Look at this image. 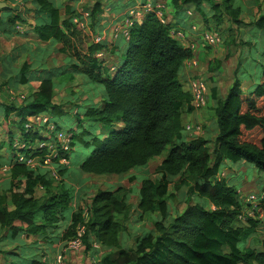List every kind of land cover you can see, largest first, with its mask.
I'll return each instance as SVG.
<instances>
[{"label": "trees", "instance_id": "1", "mask_svg": "<svg viewBox=\"0 0 264 264\" xmlns=\"http://www.w3.org/2000/svg\"><path fill=\"white\" fill-rule=\"evenodd\" d=\"M34 1V35L44 43L62 44V51L76 60L74 69L89 83L104 89L105 98L100 105L87 106L80 115L77 102L55 104L56 85L52 79H44L25 107L18 103L4 105L5 116H13V123H7L14 131L1 130L0 121V132H6L9 139L6 145L10 155L6 161L0 142V168L12 164L9 195H0V230L12 242L23 234L46 237L51 242L69 241L74 236L81 213L75 212L74 189L65 182L70 167L58 168L64 180L55 183L45 171L12 163L15 140L34 142L41 138L38 133L26 132L28 117L48 112L55 120L69 116L74 109L77 127L72 131L73 150L68 158L72 164L71 155L77 148L91 151L80 165L83 174L121 176L167 153L157 170L159 177L144 179L139 190V218L158 213L160 219L155 221L153 233L136 238L134 245L125 247L123 243L132 216V188L99 190L87 203L86 251L99 253L92 245L98 242L106 252L97 264H264V250L255 245V236L264 229L263 221L239 223L242 203L238 189L226 179H218L227 162L251 164L264 172V14L249 24L262 33L263 48L256 53L261 62L254 58L261 72L254 77L248 73L253 84L247 91L242 79H234L216 108L215 137L188 139L183 118L192 111L191 98L183 89L180 74L193 54L171 38L169 31L176 25L171 21L163 25L150 14L131 30L128 41L120 38L115 44H89L83 30L72 21L74 7L58 4V0ZM163 1L170 3L176 16L186 8L200 9L210 3L217 26L223 23L224 15L238 29L244 24L242 8L234 5L236 0ZM103 2L95 0L88 9L92 28L98 34L101 32L94 26L99 27L103 20ZM23 22L20 15L9 18L14 29ZM100 52L115 60L98 58ZM24 110L28 113L18 118ZM45 154L46 150H39L31 157ZM186 181L192 183L194 199L186 197V209L172 216L170 203L186 187ZM39 185L44 187L41 195L37 194ZM9 198L11 208L7 205ZM3 253L0 248V255ZM42 256L35 255L29 264H43Z\"/></svg>", "mask_w": 264, "mask_h": 264}, {"label": "crops", "instance_id": "2", "mask_svg": "<svg viewBox=\"0 0 264 264\" xmlns=\"http://www.w3.org/2000/svg\"><path fill=\"white\" fill-rule=\"evenodd\" d=\"M31 1L34 8H36L35 1L34 0ZM138 1L142 2L141 0ZM110 2H111L110 0H104L103 5L104 3L109 5ZM125 2L123 4H126ZM15 6L16 4H13L11 6L7 5V7L10 9L16 8ZM122 8H124V6H119L118 8H116L115 11L113 10L111 13H109L108 17H103V20L100 23V26L103 27L99 28L101 33H103V31L104 33L106 32L104 28L110 27V25L106 27L107 24H109L110 22L112 23L115 17L121 13ZM16 9H14V11L11 10L9 13L2 12L1 11L2 9H0V79H2V81L4 82L9 81L10 85L17 86L18 90H20V86H23L22 88L26 89L25 91H29L30 89H32L34 93L38 91L42 80L52 79L56 85L55 96L58 95L60 96L58 98L62 99V101L60 102H58V100H56L55 102L54 99L55 104L65 105L71 98L73 99L74 97L79 96L80 101L77 102L79 105L81 103L83 104L87 103V106H96L98 104L100 105L101 101H103V99L105 98L104 89H99L96 87V85L89 83L84 76H82L79 72H77L74 69L76 60L71 58L69 55H67L62 51L63 48L62 44L54 43V42L44 43L34 35V33L32 32L35 26L34 14L31 21L30 18L26 15V10L21 11L22 10L21 8L17 10ZM104 10H105V6H104ZM185 10H186L184 12L185 15H187V11H192L194 13L193 19H196L197 21H203L202 14L205 12H202L195 7L186 8ZM168 12H169L168 15L170 21L174 25H179L180 20L176 18L177 17L176 11L173 9L171 5H170V10ZM17 15H20L22 17V19L24 20L22 24L27 27L25 29V33L23 34L16 33L14 27L9 23V18ZM107 21L108 23L105 24ZM250 23L244 22V24H242L241 29H238L235 26L232 27L238 30L240 33H242L241 40L243 42H252L250 45L249 44L246 46L241 45L239 51L237 52L238 56L241 58L238 60V62H236L237 65L238 64L242 65L241 68H243V73H246V76L244 77V79H242L243 83H245L246 80L251 83L248 86V88L253 84L249 74L252 75V77H254L256 74L258 75L261 72L254 63V58L257 59L259 62H261L259 55L257 54L255 55V57L252 56V49L255 47L256 41L252 36V30H254V27L249 25ZM185 28L188 29L189 24L185 26ZM105 34L108 33L106 32ZM189 36L190 37L188 40L180 44L183 48L186 49L193 42L198 44L202 43L197 34H190ZM261 50L259 49L258 52H260ZM217 52H218V48H208L201 45L197 52V56H199V60H200V65H199L200 68L199 69L196 68L195 70L184 68L183 72L180 74V81L184 86L186 85L185 91H188V81L191 78H199L204 76L209 80L210 93H209L208 107L199 113H195L192 110L189 114H186L183 118L184 126L188 123L191 124L197 122L202 123L205 126V130L201 137H205L206 139H212L213 137H215L216 108L219 105L218 104L219 101H222L226 98L228 91L234 82V79L237 77L233 74L234 75V76L232 75L233 79L230 82V80L228 79L229 71H225V69L218 70L219 71L218 74L211 73V70H213L214 67L218 63H220V61H222L220 57H224L223 52L219 54V57L217 55ZM104 54L105 56L102 58H111V59L114 58V56H110L107 53ZM228 65L230 66L229 63ZM226 79H227L226 89H223L222 88L223 81ZM244 91L246 90L244 89ZM73 92H76V94L78 95H76ZM9 104L10 103H8L7 101H3V99H0V121L2 123L10 122L12 119L11 117H13L11 116L7 118L5 116L4 105H9ZM9 129L14 131V129H12L10 126ZM1 133L2 132H0V135ZM2 150L3 152L5 151L7 152L8 146L3 145L2 143ZM165 157L166 156L153 159L149 164L145 166V168H148L149 165L152 162H154V160H156V162H158V166L156 169L158 170ZM83 160L81 161V163L83 162ZM81 163H79L77 166L71 164L70 169L67 171L66 180H65V182L73 185L76 188L74 194L75 197L74 204H73L74 210L76 207H78V204L83 203V201L86 200V198L88 199L90 198V200L87 201L89 203L93 198V196L99 190L110 191V188H113V190L119 187L130 188V185H132L130 184L131 183L130 181L134 178L133 177L134 175L130 173L131 171L127 174L121 175L124 176V178L126 179L118 183V181L114 179L116 177L120 178V176L118 175L96 176V175L83 174L80 170ZM245 165L246 163H241V166L244 167ZM157 170L154 173L156 178L159 177ZM92 176L95 178H101V179L104 178L105 180L106 179L107 180L105 181L103 179L104 180L102 183L103 185L102 184L100 185V183H92L91 182ZM133 184H134V180H133ZM102 186H104L105 189H102ZM37 194L41 195L39 192ZM133 196L134 195L131 196L132 200L134 198ZM82 197H86V198H82ZM138 203H139V196H138ZM138 203H137V209H138ZM9 207L11 208V203ZM210 208L213 209L212 206H210ZM133 214H134V205L132 207V216ZM132 216L130 217V222L133 219ZM123 240L125 247H129L128 246L129 241L124 239V237ZM65 244L66 241L64 242L61 240H57V241L54 240L51 242V240L49 241V238L46 237H41V236L28 237L24 234L20 235L15 242H12L9 239V236H7V234L4 233V230H0V248L4 252L3 254L0 255V264H22V262L23 264H29L31 258L38 254L41 255L43 254L41 260L43 264L54 263L56 257L59 254L63 255L65 264H92L93 262H98L101 259L102 255L106 253L104 250L102 251V249H99L98 250L99 253L96 252L95 250H92V251H86L87 253L75 254L67 250Z\"/></svg>", "mask_w": 264, "mask_h": 264}, {"label": "built area", "instance_id": "3", "mask_svg": "<svg viewBox=\"0 0 264 264\" xmlns=\"http://www.w3.org/2000/svg\"><path fill=\"white\" fill-rule=\"evenodd\" d=\"M73 23L83 30L88 38L89 44H101L104 41H109V44H115L120 38L128 41L130 39L131 30L140 24L148 15L153 14L163 25L170 23L168 16V4L163 0H149L146 2L132 3L126 6L119 15L112 21L108 34L96 33L92 28L91 12L88 9H82L78 6L74 8ZM187 16L190 19L189 28L180 27L179 25L171 27L169 34L171 38L179 43L189 39L190 34H197L201 40V44L193 42L186 49L192 52V57L187 59L184 65L186 69H196L199 64L198 49L201 45L208 48H218L223 44V36L220 30L205 29L199 24V21L193 19L194 13L187 11ZM17 33H25L24 26L18 23L15 27ZM104 52L97 54L98 58L104 57ZM114 70V69H113ZM188 92L191 98V108L193 112L199 113L208 107L209 87L205 80L200 78H191L188 81ZM14 95V94H13ZM13 101L26 100L25 95L20 97H12ZM77 114V111L74 112ZM202 123H188L184 126V132L188 139H197L204 133ZM25 130L27 133H38L41 138L34 142H25L17 139L13 143L15 154L12 156V163L24 164L32 170H42L49 174L50 179L55 183L64 180L60 175L58 168H68L71 166V161L68 156L71 154L72 148V132L58 129L53 116L46 112L30 116L25 121ZM46 150V154L41 157H31L33 152ZM12 164H4L0 171L2 173H10ZM218 179H226L224 171L218 175ZM38 192H43L44 187L39 185ZM242 189H238V194L241 199L242 209L239 214V223H246L248 220H258L264 223V190L252 192L243 196ZM75 198V197H74ZM75 207V205H74ZM263 210V211H262ZM76 212L81 213V219L76 225L75 234L69 241H66L65 247L70 252L75 254L85 253L87 248L85 245V237L88 231V220L90 208L83 203L78 204L75 208ZM93 249H101L98 242H94ZM93 262L92 264H97ZM52 264H65L63 255L59 254Z\"/></svg>", "mask_w": 264, "mask_h": 264}, {"label": "rangeland", "instance_id": "4", "mask_svg": "<svg viewBox=\"0 0 264 264\" xmlns=\"http://www.w3.org/2000/svg\"><path fill=\"white\" fill-rule=\"evenodd\" d=\"M110 1L111 2L109 3V5L104 3V6H105L104 14H102L100 18L108 17V14L111 13L113 10L115 11L116 8H118L119 6H124V8H125L126 6H129L130 4H132L128 0H110ZM60 2L63 4H66V5L72 6L74 8L76 6H78L82 9H89V10L92 9L93 4H94V0H58L57 3H60ZM124 2L126 4H123ZM0 4H7L8 6L16 4L15 7L17 9L21 8L22 9L21 11L26 10V15L32 21L35 8L32 5L31 0H0ZM167 4H168V11H169L170 10V3H167ZM234 5L236 7L242 8L243 13H242L241 18L245 23H250V22L256 20L262 13H264V0H236ZM16 8H14V9H16ZM191 8H194V7H191ZM199 10L202 12H205L203 14L201 13L203 16V21H199V24L202 25L203 27H205V29L220 30L222 33V36H223V44L220 47H218L217 55L219 57V54H221L223 52L224 57H220V59H222V61H224V62L219 60L220 63H218L214 67V69L211 70V73L218 74L219 73L218 70H220V69L224 70L225 69V71H229L228 72V79L230 80V82L233 79L234 75L239 77L240 79H244V77L246 76V73H243V68H241L242 65L241 64L237 65V63H236L241 58L238 56L237 52L239 51V49L241 47L240 42H242V40H241L242 33H240L235 28H232L233 31L229 32V29L233 25H232V23H230L229 17L227 15H224L223 23L221 25L217 26L216 22L212 19V16L214 15V11H213L212 5L210 3H205ZM176 18L180 20L179 21L180 27L184 28L185 26H187L189 24V17L187 15H185L184 12H180ZM107 23H108V21L105 24H107ZM109 25H111V22L109 24H107L106 27H108ZM100 27H103V26L99 25V27H98V24L96 26H94V28H96V30L97 29L99 30ZM26 28L27 27L24 26V29H26ZM104 29L107 33L110 32L109 28H104ZM252 36H253L254 40L256 41L255 47L252 49V53H254L256 55V53L259 51V49L261 50V48H263L262 33L254 28V30H252ZM86 39H88V38H86ZM85 42L88 43V40ZM179 44H181V43H179ZM40 59H41V57H40ZM113 60H115V58H113ZM228 63L230 64V66L228 65ZM262 63H264V62H262ZM197 68L199 69L200 67L198 66ZM251 71H252V69H251ZM199 78L205 80L208 84V87L210 86L209 80L206 77L203 76V77H199ZM226 81H227V79L223 81V85H222L223 89H226ZM250 84L251 83L247 80L244 83V89L246 91L250 88V87L248 88V86ZM22 87L23 86H20V90H18L17 86L10 85L9 81L4 82V81H2V79H0V99H3V101H7L10 104L18 103L22 107H25L28 104V102L32 100V97L35 95V93L32 89H30L29 91H25L26 89H24ZM96 87L99 89H102L100 86H96ZM185 88H186V85L185 86L183 85L184 90H185ZM209 91H210V89H209ZM73 93L76 94V92H73ZM20 95L26 96V100L24 102L12 100V97H15V96L20 97ZM76 95H78V94H76ZM58 97H60V96H58V95L55 96V102H56V100H58V102L62 101V99L58 98ZM70 98H71V96H70ZM78 101H80L79 96L74 97L73 99L71 98L67 102V104H69V105L73 104L74 105ZM86 107H87V103H84V104L81 103L80 106L77 108L78 114L82 115L84 113V110ZM27 113H28L27 110H24V112H22V113H18V115H19L18 118H22ZM76 116L77 115L74 113V109H73L70 112L69 116H62V117L56 118L55 120L59 123V125L61 126V128L64 131H67V132L71 131L72 132L77 127V119H75ZM11 122L13 123V121H11ZM209 122H210V120H209ZM7 124L8 123H3L1 130H3L5 128L4 131H7V129L9 128V125H7ZM203 130H205V126H203ZM8 140L9 139H8V136L6 135V132H2L0 135V142H2L3 145L6 146V144L8 143ZM90 152H91L90 150L81 151L79 148L75 149V151H73V153L71 155L72 156V164L74 166H77L79 163H81V161L83 159H85L86 157L89 156ZM80 153L82 154L81 156L78 155ZM3 155H4V159L7 161L9 156H10L9 152L5 151V152H3ZM163 156H167V153H164ZM246 165L243 167V166H241V163L240 164H233L231 162H227L224 165V167L222 168V171H224L226 174L227 182L230 185L236 187L237 189H242V191H244L242 197H244L248 193L250 194L252 192H259V191L264 190V172H260L251 164H246ZM157 166H158V162H156V160H154V162H152L148 168L140 167V168H137V169L130 172L132 175H134L133 176L134 178L130 181L131 182L130 184H132V185H130V188H132L133 195H134L133 200H132V198L130 199V205H131V207H133V205H134V214L132 216V218H133L132 221L128 222V224L124 230V236H123L124 239L129 241V245H128L129 247L134 245V241L136 238L142 237L143 235H146L147 233L148 234L153 233L154 223H155V221L160 219V215L158 213L153 214L152 216L148 215V216H144L143 218H139V212L137 209L138 196H139L138 190H139L141 183H142L140 181H142L146 178L156 180L157 178H156L154 173L157 170L156 169ZM103 179L95 178L92 176L91 182L92 183H100V185H101L103 183V181L105 180V179L104 180ZM114 179H116V181H118V183H120V182L124 181V179H126V178H124V176H120V178L116 177ZM133 180H134V184H133ZM10 182H11L10 174L9 173H2L0 171V195L1 196L8 197L7 196L9 194L8 189L10 188V185H11ZM186 182H187L186 187L182 188L180 190V192L177 194L176 199L170 203V210H171L172 216H174V215L176 216V215L182 213L186 209V207H187V203H185L186 199H187L186 197H189V196H190V198L193 197L192 196V193H193L192 183H190L189 181H186ZM71 186L74 189V194H75L76 188L73 185H71ZM102 189H105L104 186H102ZM112 190H113V188H110V191H112ZM103 191H105V190H103ZM171 191L174 192L173 187L171 188ZM82 198H86V197H82ZM193 199H194V197H193ZM89 200H90V198L89 199L86 198V200L83 201V204L88 206L89 204H87L88 203L87 201H89ZM7 203L10 206V203H11L10 200H8ZM255 245H256L257 249L264 250V229L260 230L259 233L255 236ZM85 253H87V252H85ZM19 263H21V262H19ZM22 264H23V262H22Z\"/></svg>", "mask_w": 264, "mask_h": 264}, {"label": "water", "instance_id": "5", "mask_svg": "<svg viewBox=\"0 0 264 264\" xmlns=\"http://www.w3.org/2000/svg\"><path fill=\"white\" fill-rule=\"evenodd\" d=\"M8 8L6 4H0V9Z\"/></svg>", "mask_w": 264, "mask_h": 264}, {"label": "bare ground", "instance_id": "6", "mask_svg": "<svg viewBox=\"0 0 264 264\" xmlns=\"http://www.w3.org/2000/svg\"><path fill=\"white\" fill-rule=\"evenodd\" d=\"M208 102H209V100H208Z\"/></svg>", "mask_w": 264, "mask_h": 264}]
</instances>
